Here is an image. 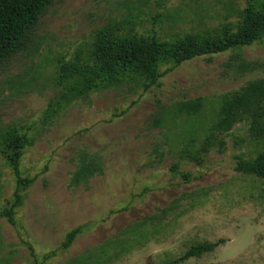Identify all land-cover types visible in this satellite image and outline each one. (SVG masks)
Here are the masks:
<instances>
[{"label": "rangeland", "instance_id": "1", "mask_svg": "<svg viewBox=\"0 0 264 264\" xmlns=\"http://www.w3.org/2000/svg\"><path fill=\"white\" fill-rule=\"evenodd\" d=\"M247 1L55 0L39 15L0 60V144L9 132L26 136L21 170L32 180L10 222L1 212L16 176L0 148V264H166L219 239L216 250L178 264H264V179L236 169L264 141L239 123L201 161L181 157L199 150L221 94L264 77V40L163 64L150 87L132 76L65 101L67 84L59 83L62 62L86 57L103 28L156 30L165 39L237 21ZM237 53L256 68L241 71ZM198 98L197 116L176 111ZM89 164L94 173L74 184Z\"/></svg>", "mask_w": 264, "mask_h": 264}, {"label": "trees", "instance_id": "2", "mask_svg": "<svg viewBox=\"0 0 264 264\" xmlns=\"http://www.w3.org/2000/svg\"><path fill=\"white\" fill-rule=\"evenodd\" d=\"M54 1L0 0V60L17 50L25 35L34 28L39 15ZM240 12L237 21L199 32L177 33L165 39L156 30L144 34L123 33L119 26L103 28L96 34L86 57L78 54L76 60L62 62L59 83L67 84V91L62 98L70 101L96 88L124 83L132 76L144 78L146 87H150L157 84L164 75L161 71L163 64L176 67L200 56L240 50L264 40V0H248ZM233 57L234 63L243 72L256 68L241 53ZM202 110V98L184 101L176 109L179 115L186 113L191 117L197 116ZM239 123L248 125L249 134L254 140L264 141V77L249 80L240 88L221 94L219 109L199 150L191 152L184 149L181 157L201 161L214 147H223L224 136ZM2 139L0 148L16 176L17 188L13 200L1 215L14 223L16 209L23 202L20 188L25 189L32 181L21 170L28 141L25 135L16 132H9ZM175 165L179 167L178 163ZM236 169L264 179V150L254 157H240ZM94 171L91 164L83 165L76 171L72 182L79 184ZM83 227L78 226L68 233L66 247L82 233ZM224 243L225 239H219L216 242L197 244L166 264H178L193 256L200 257Z\"/></svg>", "mask_w": 264, "mask_h": 264}]
</instances>
